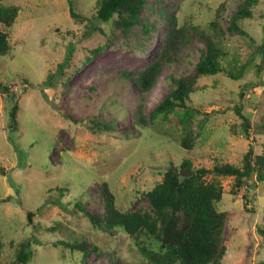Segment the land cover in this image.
Returning <instances> with one entry per match:
<instances>
[{
    "label": "rangeland",
    "instance_id": "1",
    "mask_svg": "<svg viewBox=\"0 0 264 264\" xmlns=\"http://www.w3.org/2000/svg\"><path fill=\"white\" fill-rule=\"evenodd\" d=\"M223 1L226 27L241 0H147L141 18L148 30L136 26L123 34L96 17L97 0H0L20 8L11 27L1 26L11 50L0 56V198H9L0 202V264H15L23 242L30 244L31 256L17 264H155L156 242L143 234L129 237L120 228L93 227L75 205L80 195L87 194L82 200L87 211H100L98 187L106 181L122 210L148 209V199L138 193L161 181L169 162L188 158L194 169L242 167L250 146L264 153V67L257 68L261 52L247 36L224 37V72L201 76L198 83L205 90L190 94L207 114L191 151L179 145L174 115L153 128L134 126L137 107L148 115L172 89V78L192 74L201 58L204 44L194 40L163 63L151 90L136 88L132 78L160 52L170 19L209 29ZM70 5L77 18L71 17ZM241 26L256 44L264 43V0ZM99 46L104 48L91 54ZM235 62L243 66L239 79L228 74ZM10 91L19 104L14 131L8 127ZM242 116L250 118L249 136ZM93 117L111 122L112 130H92ZM217 179L223 188L219 209L235 213L225 229L233 237L221 264H239L243 257L246 264H264V241L256 231L264 212V181L253 175L234 194L233 177ZM78 239L96 249L84 257L57 243Z\"/></svg>",
    "mask_w": 264,
    "mask_h": 264
},
{
    "label": "trees",
    "instance_id": "2",
    "mask_svg": "<svg viewBox=\"0 0 264 264\" xmlns=\"http://www.w3.org/2000/svg\"><path fill=\"white\" fill-rule=\"evenodd\" d=\"M257 2L258 0H241L236 11L228 18L226 27L222 23L225 17L224 1L218 5L214 17L208 22L209 29L192 23L180 25L175 17L170 19L166 41L160 52L132 78L140 92H148L154 87L162 72L163 63L172 59V55H177L182 46L198 40L204 44V49L193 73L172 78V89L148 115L142 112L141 105L137 107L134 113L136 128H153L160 123L169 121L170 117L174 115L179 119L180 147L185 152L194 148L197 140L202 136L207 114L200 105L193 104L190 94L195 90H205L206 86L198 83L201 76L224 72L225 69L221 63V60L227 55L223 44L224 37L227 34L247 36L255 45V50L261 52L257 68L260 70L264 67V43L256 44L255 40L249 37L247 31L241 26L243 20L253 16V9ZM146 4L147 0H97L96 17L102 22H112L113 29L119 30L123 34L128 33L136 26L147 31L148 28L143 24L141 18V12ZM19 9L18 5H5L0 2V56L7 55L11 50L8 31L2 29L1 26L6 29L11 27L18 17ZM70 15L72 18L78 17L72 5H70ZM72 33L71 30L68 34ZM103 48L104 46H99L90 52L94 54ZM87 60H90V56L87 57ZM60 68L62 76L67 75L65 67L61 66ZM242 69L243 66L237 65L235 62L233 72L228 71V74L232 78L239 79ZM123 74L130 75L129 72H123ZM46 82L48 83V81ZM61 84H65V80L61 81ZM50 86L53 84L51 83ZM11 94L10 91L8 94L11 101L8 110V127L9 131H14L18 125L19 104L16 96ZM200 115L204 116L198 119L196 124V118ZM242 117L244 133L249 136L250 133L247 129L251 125L250 118ZM88 123L92 130H112L111 122H102L98 117H93ZM186 167L195 173L188 177L182 176L180 170ZM208 175H212L214 179L208 180ZM253 175H255V181H264V153L256 154L253 147L250 146L243 157L242 167L226 163L216 164L211 169L205 167L194 169L188 158H183L179 164L169 162L161 181L151 189L138 193L140 197L148 199V209L139 207L134 210H122L116 205L115 195L106 181H102L98 187L100 211L89 212L86 210L85 205L82 204L86 193L80 195L81 200H77L75 205L86 215L93 227L103 228L106 231L120 228L129 237L143 234L152 239L160 249L151 254V260L155 264H221L228 254L233 237L232 230L225 231V229L228 223L234 219L235 213L219 209L223 200V188L217 178L233 177L231 192L235 194ZM243 197L247 198V196ZM7 200L9 198H0V202ZM244 210L254 214L253 210L246 207V203H244ZM28 216H30V212ZM30 221L31 219H29ZM256 231L264 241V212L261 221L256 226ZM57 243L72 252L83 253L84 257L89 249H96L84 239L72 242L59 240ZM29 246L28 242L20 244L15 255V264L28 263L31 255L26 252V249ZM3 247L4 244L0 236V253ZM239 264H246L245 257L241 258Z\"/></svg>",
    "mask_w": 264,
    "mask_h": 264
},
{
    "label": "water",
    "instance_id": "3",
    "mask_svg": "<svg viewBox=\"0 0 264 264\" xmlns=\"http://www.w3.org/2000/svg\"><path fill=\"white\" fill-rule=\"evenodd\" d=\"M194 173L195 171L191 170L189 167H186L180 170V174L185 177L191 176Z\"/></svg>",
    "mask_w": 264,
    "mask_h": 264
}]
</instances>
